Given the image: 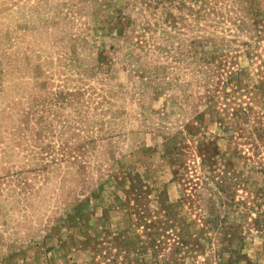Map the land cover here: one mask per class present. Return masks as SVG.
<instances>
[{"label":"rangeland","instance_id":"374dc122","mask_svg":"<svg viewBox=\"0 0 264 264\" xmlns=\"http://www.w3.org/2000/svg\"><path fill=\"white\" fill-rule=\"evenodd\" d=\"M259 128L264 0H0V264H264Z\"/></svg>","mask_w":264,"mask_h":264},{"label":"trees","instance_id":"16d2710c","mask_svg":"<svg viewBox=\"0 0 264 264\" xmlns=\"http://www.w3.org/2000/svg\"><path fill=\"white\" fill-rule=\"evenodd\" d=\"M254 142V140H253ZM254 144L256 145V148L258 149V146H260L261 148H264V128H259L256 130V134H255V142ZM264 153V149L262 151ZM217 187V191H222L221 189V185H216ZM210 209L211 210H214L215 209V206L214 205H211L210 206ZM211 225H213L214 223L213 222H210ZM154 244V243H153ZM176 249H179L176 248ZM111 264H117V261L113 260Z\"/></svg>","mask_w":264,"mask_h":264}]
</instances>
